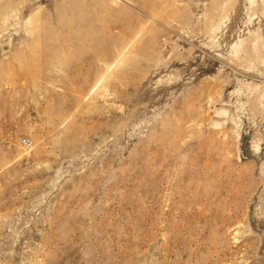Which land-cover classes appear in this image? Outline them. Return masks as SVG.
<instances>
[{
	"label": "rangeland",
	"instance_id": "1",
	"mask_svg": "<svg viewBox=\"0 0 264 264\" xmlns=\"http://www.w3.org/2000/svg\"><path fill=\"white\" fill-rule=\"evenodd\" d=\"M0 264H264V0H0Z\"/></svg>",
	"mask_w": 264,
	"mask_h": 264
}]
</instances>
